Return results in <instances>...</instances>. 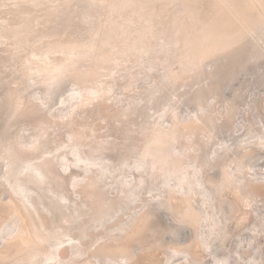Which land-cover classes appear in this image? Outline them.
Instances as JSON below:
<instances>
[{"label":"bare ground","instance_id":"bare-ground-1","mask_svg":"<svg viewBox=\"0 0 264 264\" xmlns=\"http://www.w3.org/2000/svg\"><path fill=\"white\" fill-rule=\"evenodd\" d=\"M78 1L0 0V73L19 74L0 78L9 112L0 134V264H264V168L253 161L264 160L255 151L264 133L253 147L208 151L233 121L215 109L221 101L184 115L171 100V113H152L161 82L148 72L167 71L186 88L181 75L214 71L205 65L214 56L252 40L264 52V0H95L102 11L87 13V38ZM144 55L150 62L136 63ZM142 75L152 77L147 86L137 83ZM64 81L81 101L62 116L74 126L68 138L53 137L55 106L28 92L40 85L51 95ZM134 86L133 96L118 92ZM59 166L71 171L75 198Z\"/></svg>","mask_w":264,"mask_h":264},{"label":"rangeland","instance_id":"rangeland-1","mask_svg":"<svg viewBox=\"0 0 264 264\" xmlns=\"http://www.w3.org/2000/svg\"><path fill=\"white\" fill-rule=\"evenodd\" d=\"M84 1L85 0L76 2L77 6L78 5L79 6L76 7L77 17H76L75 21H76L77 25L80 27V29L83 27L86 30V31H83V35L87 38L88 36L91 35V31H90L91 26L86 23L89 20L85 19L87 13L90 11L89 13L92 12L93 14H99V12L102 10H100L101 6L99 7V6H97V4H95L96 3L95 0L94 1L93 0H86V2H84ZM83 2H84V4H83ZM90 3H92V5H90ZM80 4L82 6H80ZM88 4L90 5L91 9L88 6ZM83 5H85L86 8ZM92 7H93V9H92ZM81 9H83V10H81ZM0 16L2 17V14ZM164 16H168L167 13L164 14ZM1 17H0V23H1L0 25L3 26V23L5 20H4V17H2L3 19ZM168 17H170V16H168ZM2 20H4V21H2ZM96 20H98V19H96ZM96 23H97V21H96ZM85 24H86V26H85ZM64 25L67 27H64ZM87 25H89V26L87 27ZM2 26H0V29L2 28ZM71 26L68 24L66 25V23H64L60 26V28L62 30L66 29L65 30L66 32L67 31L71 32V30L73 31ZM68 27L71 28V29L69 28L70 31H69ZM137 27L139 29L140 27H142V24H138ZM137 27H136V29H137ZM136 29L134 28V29H132V31L136 32ZM258 29H259L258 30L259 32L261 31L260 33L258 32L259 35L260 36L264 35L263 34L264 30L262 28L260 29V27ZM262 37L264 39V36H262ZM263 41L260 42L261 45L263 44L262 43ZM251 42H252V44H251ZM251 42L250 43L248 42L247 48L245 50H244V48H241L240 49L241 51L234 53L231 56H226L227 54L222 55L220 57L214 56L211 59H209L208 61H206L205 62L206 66L207 65L217 66V68L214 71L209 70V68L207 70H205L203 68L204 70L199 69L198 72H196V73L193 72V73L188 74V72H184V74L181 76L186 77V80H187V87L186 88L187 89L185 87H182V85L179 84L181 82V80L179 82H176V79H175L176 77L175 76L173 77L171 75V73L166 71L167 74L163 75V74L156 73V71H153V70L150 71L149 70L148 72H149V74H151L150 76L153 77L152 74H155L158 81L161 82L160 83L161 93L156 94L157 95L156 97H159V98H157V100H155L154 104L151 105L152 106L151 107L152 113H156V114L160 115V114H162L161 113L162 110H163V112L169 111L171 113L170 110H167V109L164 110V108L166 107L165 104H167L171 100L176 103L177 107L179 108V112L180 111L183 112L184 115H191V112H194V110L200 111L201 108L207 109L208 106L210 108V105L217 104V102L219 103L221 101V104L219 103L218 105H216L215 109L216 110H217V108H218V110L224 109V111H226V115L228 113H230L233 121H230L229 127L224 126L222 128H219L216 131V133H218V134H215L213 140L212 139L210 140V143L212 145L209 143V146L206 147L207 150L209 151V149H213L217 146L219 153H221L222 151H225L228 148L227 145H229V144L230 145L235 144V148H236L238 145H245L247 143L251 147H253L252 143H261L259 141L258 137L261 136L262 133H264V54H263L264 52L262 51L261 48H258V49L256 48L257 46L255 43L257 41L254 43V41L252 40ZM0 46H2V48H4L5 45L0 44ZM263 47H264V44H263ZM171 49L174 52L175 48H171ZM258 50H261V51L259 52ZM1 52L4 53L3 51H1ZM145 56H146V60H143V59H145ZM148 57L149 56L144 55V56H142V58H140V61H138V62L136 61V63H145L146 64V63L150 62V60H148L150 58H148ZM176 59H177L176 57H173L171 60L175 61ZM241 66L245 67V68L244 69L242 68L243 70L241 72H239L238 70L241 68ZM10 68H4V70L2 68V70L5 71V72L2 71V73H0V78L2 80L6 79L9 81V78L11 80L13 76L15 77L16 75H19L18 73L13 72L14 68H12V67H10ZM6 69H8L9 72L6 71ZM10 72H12L13 74L12 73L10 74ZM115 75H117V74H115ZM216 75L217 76L219 75V76L217 77ZM1 76L2 77L4 76V77L2 78ZM141 77H142V80L137 81L138 85H143V84L148 85L152 81V77H149L146 75H142ZM185 77H184V79H185ZM219 77H221V79ZM164 78H166V80ZM170 78H172V81L167 82L168 80H170ZM217 78L219 79V81H216ZM14 80H15V78H14ZM31 83H34V80L31 81ZM69 83L70 82L67 83L64 81L62 83V85L55 88V90L53 89L54 91H57L58 93L54 92V94H51V95H48L46 93V89L44 87L43 88L40 87V85H38V86L36 85L34 87V88H37L38 91H37V89H34L33 87L28 91L29 93L33 94L32 95L33 100L36 97V94H34V92L36 91L35 93H37L38 96L40 97V99H42V102L47 104L48 110H50L53 105L55 106L56 110H54L52 112L57 115L56 121H58L60 123L59 124L60 127H59V129H57V131L53 137H57L58 135H63L66 138L73 136L71 131L73 130L74 126H69L68 124H66V119L63 121L62 116H65V114L69 113L72 110V108H71L72 105L75 106L76 103H78L80 105L81 101H80V93L78 91L72 92L71 96H70L69 92L67 93V90L73 89L72 85H70ZM124 85H125V83H124ZM1 86L2 85L0 84V88H1ZM65 86H67V88ZM84 86H85V84H82V85H80V87L74 88V89L80 91V89L83 88ZM135 86L130 87V88H121L120 87L119 88L120 91H118V92H121V95L133 96L137 92V89H135ZM32 89L34 90V92ZM0 92H2V88H1ZM183 92L185 93V95L181 97V102H179L177 100L176 94H180ZM74 96H75L74 99L71 98ZM145 97H146V95H143L141 98L144 99ZM188 101H190V104L188 103ZM0 109H1L0 110V119H1L0 120V123H1L0 124V131H1L0 134H1L4 131L2 129L5 128V120H6L7 114L9 112L7 111L6 108L0 107ZM135 113L137 114L138 112H135ZM195 113H192V114L195 115ZM158 115H156V117H158ZM221 121H219V122L221 123ZM96 123L102 124V125L105 124V122L100 121V120L99 121L96 120ZM231 123H232V125L230 126ZM239 123H241V124H239ZM36 124L37 123H34V124L31 123V124H29V126L30 125L34 126ZM2 125H4V126H2ZM30 128H31V126H30ZM24 129H26V128H24ZM34 129H35V131H32V129H31L30 131H32V132H30V133H34V132L37 133V131H40L39 128H37V129L34 128ZM22 132H23V130H22ZM41 132L43 133V131H41ZM234 132H235V134H234ZM49 133H52V132L50 131ZM232 134H234L235 136ZM1 138H2V136L0 135V144H1ZM224 140L226 142H224ZM215 141H217V142H215ZM223 143H224V145H223ZM214 145H216V146L213 147ZM221 146L223 147V149L222 148L220 149ZM224 146H225V148H224ZM261 147L262 146H259L258 148H256L257 150H255V151L259 152L260 155L264 154V149L261 150ZM78 151L79 150L76 149V152H78ZM30 152L28 154L29 159L33 158V155L35 157L37 156L36 153L30 154ZM94 154H95V152H94ZM3 155H4L3 148H0V163H1L0 169H1V167L5 166L3 159H2ZM211 157H214V156L211 155ZM257 158H258V156H257ZM253 161H254V164L258 165L257 167H255L256 172L259 171L260 167L264 168V160L255 159ZM59 169L62 173V179L63 178L64 179L63 180L61 179L62 182L60 181V179H58V181H60L61 184L63 182H65V183H63L64 185L62 184V187L65 188V186L67 184H69V182L68 183L66 182L69 180H66V179H68V176L70 175L71 171L70 170L64 171V169L61 168L60 166H59ZM76 170H77L76 173H83L84 172V170L81 168H78ZM71 179H72V182L68 185V189H70V193H71V195H73L72 197L75 198V194L73 193L75 190L73 189V186H72L74 183V177H72ZM54 184H55L54 186L60 185V184H57V182H54ZM57 187H55V188L58 190L60 188L62 190L61 186H59L58 188ZM71 188H72V190H71ZM47 193L50 196H52V194H50V192H47ZM53 199L56 202L58 200L60 201V199L57 198L56 196H53ZM46 202H48V204H50L51 201L46 199ZM163 210L164 209H161V211H163Z\"/></svg>","mask_w":264,"mask_h":264}]
</instances>
